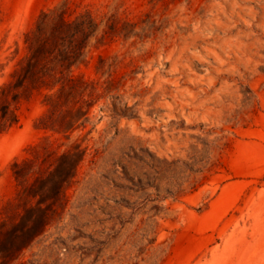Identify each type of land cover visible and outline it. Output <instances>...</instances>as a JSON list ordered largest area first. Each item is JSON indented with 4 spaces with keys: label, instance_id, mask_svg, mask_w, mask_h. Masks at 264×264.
Listing matches in <instances>:
<instances>
[{
    "label": "rangeland",
    "instance_id": "1",
    "mask_svg": "<svg viewBox=\"0 0 264 264\" xmlns=\"http://www.w3.org/2000/svg\"><path fill=\"white\" fill-rule=\"evenodd\" d=\"M0 264H264V0H0Z\"/></svg>",
    "mask_w": 264,
    "mask_h": 264
},
{
    "label": "trees",
    "instance_id": "2",
    "mask_svg": "<svg viewBox=\"0 0 264 264\" xmlns=\"http://www.w3.org/2000/svg\"><path fill=\"white\" fill-rule=\"evenodd\" d=\"M82 17L83 16H81V19H82ZM74 24L79 28V30L84 35L87 34V32H88V30L90 28V25H82V21L80 20V18H79V20H77V22L66 23L65 25L67 27H71ZM54 50H56V51L53 54L51 59L55 60V66H56V69L59 72H61L60 67H63L65 65H71L72 63H74L77 60V58H78V56L80 54V49L79 48H77V47L76 48H70L69 46H67L65 44L64 41H61V42L56 44V47H54V49H52V51H49V49L47 51V49H46L44 52H42V55L39 54L38 56H40L41 59H46V56L49 53L54 52ZM33 60L34 59H32V57H31L29 61L32 62ZM45 67H46V64H42L40 66V70H42V68H45ZM52 78H54L53 83H58L60 81V77L55 78L54 74L52 75ZM61 89H62V87H61Z\"/></svg>",
    "mask_w": 264,
    "mask_h": 264
}]
</instances>
